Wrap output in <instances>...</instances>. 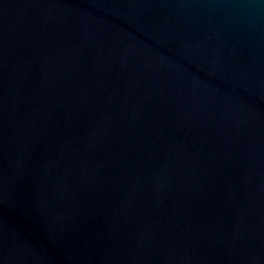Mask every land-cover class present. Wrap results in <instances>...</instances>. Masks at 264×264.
Listing matches in <instances>:
<instances>
[{
	"label": "water",
	"instance_id": "95a60500",
	"mask_svg": "<svg viewBox=\"0 0 264 264\" xmlns=\"http://www.w3.org/2000/svg\"><path fill=\"white\" fill-rule=\"evenodd\" d=\"M0 264H264V0H0Z\"/></svg>",
	"mask_w": 264,
	"mask_h": 264
}]
</instances>
